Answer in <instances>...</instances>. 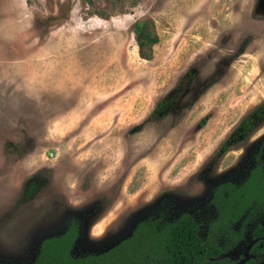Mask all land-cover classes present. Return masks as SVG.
I'll use <instances>...</instances> for the list:
<instances>
[{
	"label": "rangeland",
	"instance_id": "obj_1",
	"mask_svg": "<svg viewBox=\"0 0 264 264\" xmlns=\"http://www.w3.org/2000/svg\"><path fill=\"white\" fill-rule=\"evenodd\" d=\"M140 27L156 36L144 56ZM261 104L263 0H0V264H31L71 221L76 257L148 217L192 214L204 236L264 118L219 148Z\"/></svg>",
	"mask_w": 264,
	"mask_h": 264
},
{
	"label": "trees",
	"instance_id": "obj_2",
	"mask_svg": "<svg viewBox=\"0 0 264 264\" xmlns=\"http://www.w3.org/2000/svg\"><path fill=\"white\" fill-rule=\"evenodd\" d=\"M155 41V35L141 27L138 29L137 42L142 56L145 47L150 49ZM168 101H159L150 118L164 115ZM263 118L264 104H261L237 125L218 153L241 143ZM263 149L264 142L254 154V164L244 181L239 184L223 182L214 188L210 202L216 214L209 221L204 238L191 214L183 213L164 224L158 218L148 217L140 220L128 237L110 249L74 257L71 252L79 230L71 221L63 233L41 241L32 264H232L220 255L236 246L244 237L246 224L264 212ZM246 264H256V261Z\"/></svg>",
	"mask_w": 264,
	"mask_h": 264
},
{
	"label": "flooded vegetation",
	"instance_id": "obj_3",
	"mask_svg": "<svg viewBox=\"0 0 264 264\" xmlns=\"http://www.w3.org/2000/svg\"><path fill=\"white\" fill-rule=\"evenodd\" d=\"M215 214H216V212H215ZM260 216H263L262 217V220L260 222L256 223V225L254 226V228L251 230L250 235L247 236L246 233H247V227H248V225L250 223H252L257 217H260ZM155 218H157V217H155ZM193 218H194V216H193ZM195 221H196V219H195ZM160 223L161 224H164V223L161 222V220H160ZM198 225H199V223H198ZM238 225L239 224H237L236 226H238ZM207 227H208V224H207ZM199 230H200V226H199ZM206 233H207V228H206L205 235H206ZM205 235L204 236L201 235L202 238H204ZM241 245H243L242 251L241 252H237V248L239 246H241ZM246 254H247V257H245ZM74 257H76V256H74ZM78 257H80V256H78ZM220 258H227L232 264H240L241 262H242L241 264H246L250 260L256 261V264H264V212L258 214L256 217H254L250 222H248L246 224V226H245V233H244L243 239L241 241H239L237 243V245L234 246L231 250L227 251L226 253L221 254L220 255Z\"/></svg>",
	"mask_w": 264,
	"mask_h": 264
},
{
	"label": "water",
	"instance_id": "obj_4",
	"mask_svg": "<svg viewBox=\"0 0 264 264\" xmlns=\"http://www.w3.org/2000/svg\"><path fill=\"white\" fill-rule=\"evenodd\" d=\"M245 257H247V254L245 255ZM241 263H242V262H241ZM241 263H240V264H241Z\"/></svg>",
	"mask_w": 264,
	"mask_h": 264
}]
</instances>
